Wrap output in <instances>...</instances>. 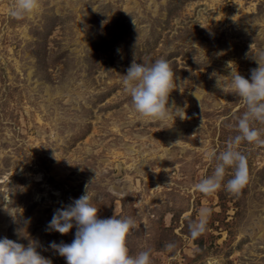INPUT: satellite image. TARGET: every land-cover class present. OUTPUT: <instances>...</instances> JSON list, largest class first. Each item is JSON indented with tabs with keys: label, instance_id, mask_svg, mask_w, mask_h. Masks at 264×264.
Returning <instances> with one entry per match:
<instances>
[{
	"label": "rangeland",
	"instance_id": "rangeland-1",
	"mask_svg": "<svg viewBox=\"0 0 264 264\" xmlns=\"http://www.w3.org/2000/svg\"><path fill=\"white\" fill-rule=\"evenodd\" d=\"M14 2L0 0V238L36 240L52 264H67L49 245L70 244L76 228L47 226L88 185L99 218L135 220L130 255L264 264V146L239 145L250 176L239 195L193 187L238 134L247 109L228 62L249 80L264 64V0H39L21 19L9 14ZM159 58L176 74L169 106L184 119L140 116L122 84L134 59ZM203 209L207 231L194 240L188 225Z\"/></svg>",
	"mask_w": 264,
	"mask_h": 264
},
{
	"label": "clouds",
	"instance_id": "clouds-1",
	"mask_svg": "<svg viewBox=\"0 0 264 264\" xmlns=\"http://www.w3.org/2000/svg\"><path fill=\"white\" fill-rule=\"evenodd\" d=\"M39 0H15L10 10V16L21 19L35 12ZM264 60V52L259 54ZM256 60V59H255ZM258 67L251 70L250 80L239 74L237 68L231 69L230 87L232 93L238 96L246 106V111L238 117L236 130L238 134L226 142L225 149L219 153L213 152L209 159L215 161L211 176L202 178L193 187L202 194L210 195L222 187L229 193L239 195L249 183V169L246 155L239 145L244 142L251 145L264 146V129L254 127L259 123L264 125V64L256 60ZM122 84L131 97V105L142 117L164 121L169 118H185L183 108L175 102L169 106L170 93L176 88V74L165 58H159L150 64L137 63L135 59L123 75ZM216 87L223 91L221 81L216 78ZM229 169L232 176L225 182ZM99 208L93 206L85 186V193L71 204L54 211L47 229L68 234L76 228L73 241L68 243L51 242L49 247L66 259L67 264H152L150 251L145 250L137 255H130L127 239L136 228V222L131 217L101 219ZM209 209L200 212V219L188 225L189 235L198 239L207 231ZM36 240H29L27 246L7 237L0 238V264H52L43 257ZM171 251L175 245L165 246Z\"/></svg>",
	"mask_w": 264,
	"mask_h": 264
}]
</instances>
